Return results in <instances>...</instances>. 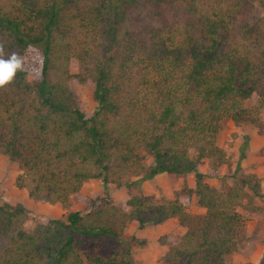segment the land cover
<instances>
[{
    "label": "trees",
    "instance_id": "1",
    "mask_svg": "<svg viewBox=\"0 0 264 264\" xmlns=\"http://www.w3.org/2000/svg\"><path fill=\"white\" fill-rule=\"evenodd\" d=\"M253 13V0H0V44L25 61L0 88V154L17 164V187L68 208L84 182L103 185L92 207L30 231L23 204L0 203V264H131L117 253L85 258L75 236L120 240L133 220L142 229L171 218L185 230L157 238L168 246L165 263L253 264L227 262L247 253L244 190L211 186L198 168L204 158L214 169L226 163L217 136L228 120L264 109V22ZM33 56L40 71L26 68ZM73 80L94 84V111L80 108ZM161 172H193L195 187L113 199L111 182ZM192 192L204 213L187 210Z\"/></svg>",
    "mask_w": 264,
    "mask_h": 264
},
{
    "label": "rangeland",
    "instance_id": "2",
    "mask_svg": "<svg viewBox=\"0 0 264 264\" xmlns=\"http://www.w3.org/2000/svg\"><path fill=\"white\" fill-rule=\"evenodd\" d=\"M253 3L254 13L251 21L262 19L264 22V0H253ZM26 68L29 71H40L41 58L31 57L26 62ZM70 85L79 95V106L84 112L90 113L98 107V102L93 96L92 82L80 83L73 80ZM255 101V96L246 99L243 106L249 108ZM217 144L225 148L227 161L214 169L208 158L202 159L198 168L205 174L204 180L211 186L224 185L226 188L240 186L244 190L242 204L238 207L244 218V227L239 241L247 253L233 252L227 257V262L255 264L264 253V109L252 112L245 121L236 123L228 120L226 129L218 133ZM191 154L194 153L191 152ZM19 173L17 164L9 160L8 156L0 154V203L23 204L27 210L24 227L28 231L39 220L46 217L64 218L69 211L86 210L92 207L90 200L93 193L103 189L100 179L88 180L83 183L78 192L72 194L69 207L64 208L60 203L51 204L33 200L25 188L17 187L16 178ZM129 178L136 180L134 176ZM157 179L156 181L154 178L147 179L149 181L143 180L120 188H116L111 182L109 187L115 201H125L132 194L171 198L182 187L188 186L186 174L164 173ZM191 181L195 183V176ZM254 187L258 190V195H255ZM196 195L195 192L191 193L187 210L191 214L204 213L205 208L198 204ZM177 224L173 231L181 232L182 230H178L180 224ZM135 226V220L131 221L120 240L107 236L76 235L75 237L82 240L78 248L85 258L93 254L110 256L117 253L119 258H128L131 264H167L164 261V255H160L162 244L157 239L159 237H154L155 231L149 234L151 237L146 239L144 244H140L134 235Z\"/></svg>",
    "mask_w": 264,
    "mask_h": 264
},
{
    "label": "crops",
    "instance_id": "3",
    "mask_svg": "<svg viewBox=\"0 0 264 264\" xmlns=\"http://www.w3.org/2000/svg\"><path fill=\"white\" fill-rule=\"evenodd\" d=\"M164 173H167V172L158 173L154 177V181H156V179H157V177H159V175H164ZM167 174H170V173H167ZM179 175H182V174H179ZM186 176L188 179V186L191 188H194L195 183H193L194 181H191V179L194 177V174L191 172H188V173H186ZM182 179L183 178L181 177V180ZM149 180H147V181H149ZM177 223H178V221L176 218H171V219L164 221V222H162L156 226H153V227H145V228L140 229L136 225L134 227V235H135V238H137V239H145L146 240L149 237H151V235H149V234L155 231L156 235L154 234V237L157 238L162 234L172 232L173 229L175 227H177V225H178ZM178 230L184 231V228L180 225V226H178ZM167 249H168V246L165 244L164 245L162 244V250L160 252V255L161 256L164 255L166 253Z\"/></svg>",
    "mask_w": 264,
    "mask_h": 264
},
{
    "label": "clouds",
    "instance_id": "4",
    "mask_svg": "<svg viewBox=\"0 0 264 264\" xmlns=\"http://www.w3.org/2000/svg\"><path fill=\"white\" fill-rule=\"evenodd\" d=\"M24 63V58L20 54L16 52L6 54L4 45L0 44V88L10 84L18 72L24 71Z\"/></svg>",
    "mask_w": 264,
    "mask_h": 264
}]
</instances>
